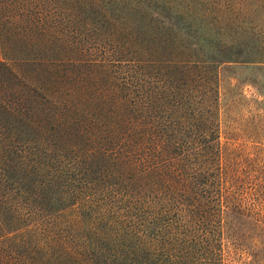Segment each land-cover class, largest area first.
<instances>
[{
	"label": "trees",
	"instance_id": "16d2710c",
	"mask_svg": "<svg viewBox=\"0 0 264 264\" xmlns=\"http://www.w3.org/2000/svg\"><path fill=\"white\" fill-rule=\"evenodd\" d=\"M143 1L0 0V264H264V135L223 131L219 75L264 52Z\"/></svg>",
	"mask_w": 264,
	"mask_h": 264
},
{
	"label": "rangeland",
	"instance_id": "374dc122",
	"mask_svg": "<svg viewBox=\"0 0 264 264\" xmlns=\"http://www.w3.org/2000/svg\"><path fill=\"white\" fill-rule=\"evenodd\" d=\"M168 1L170 8L188 5L194 13L207 11L208 18L219 15L220 10L225 6L229 7L231 12L235 13L234 16L241 20L238 29L234 28L230 33V38H239L234 51L242 52V54L264 52V0ZM132 2L134 0H127L130 5ZM143 5L154 14L165 7L164 0H144ZM167 11H163V19L180 26L181 32H185L183 20L178 21L170 9ZM219 73L223 131L229 132L227 136L236 134L237 143L244 142L242 130L264 135V124L260 129L256 122L259 114L263 115L264 120V63L225 62L220 65ZM222 140L225 141V137L222 136ZM248 143L253 144V142ZM232 263L238 264L234 260Z\"/></svg>",
	"mask_w": 264,
	"mask_h": 264
}]
</instances>
